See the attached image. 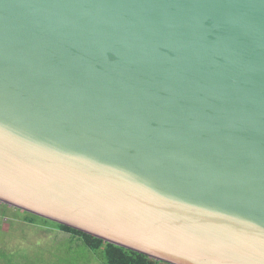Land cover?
<instances>
[{
  "label": "water",
  "instance_id": "obj_1",
  "mask_svg": "<svg viewBox=\"0 0 264 264\" xmlns=\"http://www.w3.org/2000/svg\"><path fill=\"white\" fill-rule=\"evenodd\" d=\"M0 201L264 264V0H0Z\"/></svg>",
  "mask_w": 264,
  "mask_h": 264
},
{
  "label": "rangeland",
  "instance_id": "obj_2",
  "mask_svg": "<svg viewBox=\"0 0 264 264\" xmlns=\"http://www.w3.org/2000/svg\"><path fill=\"white\" fill-rule=\"evenodd\" d=\"M18 207L0 201V249L23 264H104L80 240L54 226L23 219ZM53 225V224H52Z\"/></svg>",
  "mask_w": 264,
  "mask_h": 264
},
{
  "label": "trees",
  "instance_id": "obj_3",
  "mask_svg": "<svg viewBox=\"0 0 264 264\" xmlns=\"http://www.w3.org/2000/svg\"><path fill=\"white\" fill-rule=\"evenodd\" d=\"M22 211L25 213L23 219L27 222L41 224L43 226H54L59 230L70 233L72 236L71 238L80 240L90 251L96 253L104 264H172L154 259L144 253L107 242L68 225L52 221L25 210ZM13 254V252L0 249V264H23L17 261Z\"/></svg>",
  "mask_w": 264,
  "mask_h": 264
}]
</instances>
